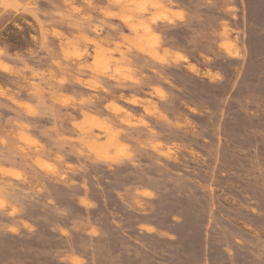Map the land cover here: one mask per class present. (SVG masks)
Wrapping results in <instances>:
<instances>
[{
    "label": "rangeland",
    "instance_id": "1",
    "mask_svg": "<svg viewBox=\"0 0 264 264\" xmlns=\"http://www.w3.org/2000/svg\"><path fill=\"white\" fill-rule=\"evenodd\" d=\"M0 264H264V0H0Z\"/></svg>",
    "mask_w": 264,
    "mask_h": 264
}]
</instances>
